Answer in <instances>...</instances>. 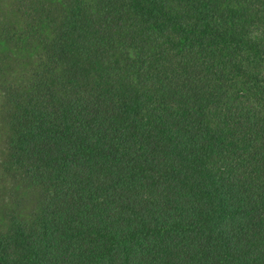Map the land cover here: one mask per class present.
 Segmentation results:
<instances>
[{"label": "trees", "instance_id": "1", "mask_svg": "<svg viewBox=\"0 0 264 264\" xmlns=\"http://www.w3.org/2000/svg\"><path fill=\"white\" fill-rule=\"evenodd\" d=\"M0 264H264V0H0Z\"/></svg>", "mask_w": 264, "mask_h": 264}]
</instances>
